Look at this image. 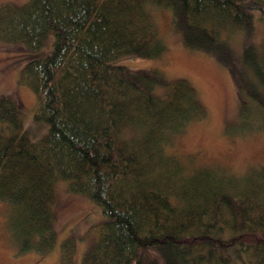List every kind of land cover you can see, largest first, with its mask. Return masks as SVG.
Segmentation results:
<instances>
[{
  "label": "trees",
  "instance_id": "trees-1",
  "mask_svg": "<svg viewBox=\"0 0 264 264\" xmlns=\"http://www.w3.org/2000/svg\"><path fill=\"white\" fill-rule=\"evenodd\" d=\"M252 2L0 1V41L25 43L20 79L43 126H25L21 103L0 94V202L20 250L56 245L55 187L66 181L103 213L80 264H264V164L190 165L174 141L206 115L197 88L117 61L166 51L153 7L170 8L193 43L225 46L224 34L251 25ZM60 243L65 263L74 242Z\"/></svg>",
  "mask_w": 264,
  "mask_h": 264
},
{
  "label": "rangeland",
  "instance_id": "rangeland-1",
  "mask_svg": "<svg viewBox=\"0 0 264 264\" xmlns=\"http://www.w3.org/2000/svg\"><path fill=\"white\" fill-rule=\"evenodd\" d=\"M23 3L27 0H0ZM252 22L236 32L224 34L225 43H193L183 23L170 8L153 7L152 13L167 49L159 57L126 54L117 59L133 70L157 68L168 80L187 77L206 106L205 116L180 133L175 150L190 165L214 164L244 171L264 164V0H255ZM24 42L0 41V94H10L21 103L25 126L41 133L33 122L35 95L21 77L26 62ZM195 152V153H193ZM196 155L193 157L191 154ZM193 157V158H192ZM54 200L56 245L44 252L20 250L6 220L8 205L0 202V264H80L103 219L91 196L56 184ZM71 237L70 260L60 262L61 240Z\"/></svg>",
  "mask_w": 264,
  "mask_h": 264
}]
</instances>
